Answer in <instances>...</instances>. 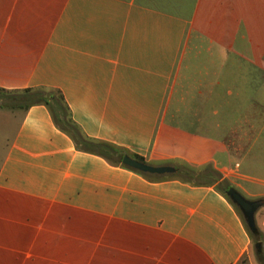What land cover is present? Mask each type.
I'll list each match as a JSON object with an SVG mask.
<instances>
[{"label":"crops","instance_id":"1","mask_svg":"<svg viewBox=\"0 0 264 264\" xmlns=\"http://www.w3.org/2000/svg\"><path fill=\"white\" fill-rule=\"evenodd\" d=\"M258 71L264 0H0L1 89L57 90L86 137L152 165L213 160L261 199L238 181L257 178L241 150ZM19 103L0 102V264H253L214 184L113 165Z\"/></svg>","mask_w":264,"mask_h":264},{"label":"trees","instance_id":"2","mask_svg":"<svg viewBox=\"0 0 264 264\" xmlns=\"http://www.w3.org/2000/svg\"><path fill=\"white\" fill-rule=\"evenodd\" d=\"M2 92H6V91L0 88V93ZM22 92H26V95L21 99H14V101H18L26 107L29 105H33V104L46 105L50 111L52 120L54 124L56 125V127H58L60 130L67 133L72 138L74 145L78 150L99 155L113 165L119 164L121 166L127 167L121 163V159L123 155H125L126 153L123 152L120 148L108 142L90 139L86 137L85 135H83V133L79 130L78 126L72 120L68 106L65 103L63 96L61 95L59 91L51 90V89H44V88H36V89H24ZM54 93L56 94V97ZM1 105L5 106L4 103H1ZM10 107H13V106L11 105ZM130 156L132 158H135L137 160L144 162V160L141 157H138L136 155H130ZM176 168H177V171L175 173L166 174V175L176 176L187 182L188 181L194 182V183H199L203 181L209 182L207 180H199V178L202 176V173H203L202 171H198V170H195L193 168H190L184 165H178ZM134 171L146 177H163L164 176V175H152V174L142 173L137 170H134ZM213 172L216 174L217 178H221L220 182L223 183L221 184V186H218V187L215 186V187L226 196V191L231 186L227 183L225 179H222L221 174H219L216 171H213ZM226 198L229 200L227 196ZM261 199L264 201V197H262ZM230 203L234 206V208L240 214L242 221L246 229L248 230L250 238L252 239L254 243V252H255L254 254H255L258 264H264V252L262 249L261 231L257 227H255L253 231H250L247 228L239 209L231 201Z\"/></svg>","mask_w":264,"mask_h":264},{"label":"rangeland","instance_id":"3","mask_svg":"<svg viewBox=\"0 0 264 264\" xmlns=\"http://www.w3.org/2000/svg\"><path fill=\"white\" fill-rule=\"evenodd\" d=\"M225 75L227 76L228 73H225ZM264 73L262 71H258L256 73V77H257V82H256V86L255 89L256 90V95L254 99H257L256 103L253 105V107L256 110L257 113V120H256V129H255V134L252 133L251 138L249 139V141L242 147L241 150V155L244 156V159L250 158L251 160H254L257 163V168L254 170V172H252V174H254L257 178L255 180H262L264 179V85H263V77ZM229 81H226V87L225 90L226 91H231V85H228ZM26 95V92H2L0 93V102L4 103V104H10L12 103V101H14V99H21ZM55 97L56 94L54 93ZM254 94H252V88H251V96H253ZM233 99H228L226 100V110L227 107L229 105V103L232 102ZM213 156H215L214 154H212ZM186 166V165H185ZM198 169L200 171H202V176L199 178V180H207L209 182H211V184H214L215 186H221V184H223L221 181V178H217L216 174L213 171L218 172L219 174L220 171L218 169L215 168L214 165V161L213 160H209L206 163L202 164L200 167H198ZM196 170V169H195ZM222 179H225L227 181V183L234 188L238 193H240V195H242V197H244L245 199L249 200V201H254L257 200L256 198H258L259 196H248L246 193H244L242 191V189H240L238 186L231 184L225 177L222 176ZM255 180L252 181H245L243 179H238V181L240 182V186L242 187H247L250 191H258V192H264V185L259 183V182H255ZM230 187V188H231ZM264 202L262 205H260L257 209L259 210L261 207H263ZM255 211V212H256ZM255 218V216H254ZM263 241V238H262ZM263 252H264V247L262 246ZM254 243L252 241L251 244V248H250V254H252V263L253 264H258L255 254H254ZM243 264H250L249 260L247 257H245L243 259Z\"/></svg>","mask_w":264,"mask_h":264},{"label":"water","instance_id":"4","mask_svg":"<svg viewBox=\"0 0 264 264\" xmlns=\"http://www.w3.org/2000/svg\"><path fill=\"white\" fill-rule=\"evenodd\" d=\"M121 163L131 169L152 175H166L177 171V168L173 165H152L132 158L126 154L123 155ZM226 196L239 209L247 228L250 231H253L256 227L254 213L264 201L262 199L249 201L242 197V195L232 187L226 191Z\"/></svg>","mask_w":264,"mask_h":264}]
</instances>
